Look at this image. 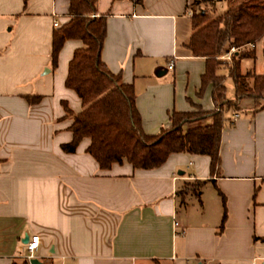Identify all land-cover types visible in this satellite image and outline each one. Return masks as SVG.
<instances>
[{
  "label": "crops",
  "instance_id": "crops-1",
  "mask_svg": "<svg viewBox=\"0 0 264 264\" xmlns=\"http://www.w3.org/2000/svg\"><path fill=\"white\" fill-rule=\"evenodd\" d=\"M191 1L96 0L101 62L133 86L146 135L169 128L173 111L214 109L211 85L198 95L205 59L185 47ZM68 9V0H0V264L22 262L32 236L40 264H264V107L243 99L228 114L213 173L209 157L188 153L149 170L126 161L101 170L89 139L66 154L73 121L63 103L74 114L82 106L65 79L83 45L66 41L55 69L51 51ZM254 48L241 73L264 75L262 44ZM198 181V196L182 193Z\"/></svg>",
  "mask_w": 264,
  "mask_h": 264
},
{
  "label": "trees",
  "instance_id": "trees-1",
  "mask_svg": "<svg viewBox=\"0 0 264 264\" xmlns=\"http://www.w3.org/2000/svg\"><path fill=\"white\" fill-rule=\"evenodd\" d=\"M68 1L70 19L53 31L51 65L53 69L57 67L66 41L82 43V48L73 53L65 79V87L79 98L82 110L74 114L63 103L66 116L73 122L72 140L61 145L62 152L73 154L83 139H89L86 152L101 170L124 161L133 169L149 170L162 166L171 154L188 153L209 157L211 172L217 171L221 133L232 125L228 114L239 111L243 99L252 100L256 110L264 107V75L241 73V61L255 58L256 44H262L264 57V0H225L226 10L214 18L204 13L192 16V35L185 47L192 57L205 59L198 95L211 85L214 109L173 111L169 114L170 127L157 135L142 131L133 86L123 84L120 76L110 73L101 62L106 20L104 16L96 17V0ZM231 48L235 49L231 61L220 60ZM222 66L226 74H218ZM227 77L234 86L233 100L226 98ZM39 100L40 97L27 98L30 104ZM206 119H211V123L186 128ZM203 184L198 181L188 185L182 193L198 196ZM225 218L224 211L219 232L223 230ZM13 264L29 263L24 259Z\"/></svg>",
  "mask_w": 264,
  "mask_h": 264
},
{
  "label": "rangeland",
  "instance_id": "rangeland-1",
  "mask_svg": "<svg viewBox=\"0 0 264 264\" xmlns=\"http://www.w3.org/2000/svg\"><path fill=\"white\" fill-rule=\"evenodd\" d=\"M192 0L190 3V9L195 11V15L204 13L209 18H214L222 14L226 10V4L224 0ZM215 2V3H214ZM251 49V48H250ZM223 69H226L223 67ZM230 95L234 96V87L231 80H226V97Z\"/></svg>",
  "mask_w": 264,
  "mask_h": 264
},
{
  "label": "built area",
  "instance_id": "built-area-1",
  "mask_svg": "<svg viewBox=\"0 0 264 264\" xmlns=\"http://www.w3.org/2000/svg\"><path fill=\"white\" fill-rule=\"evenodd\" d=\"M189 15L192 17L195 15V11L193 9H190L189 10ZM53 26L54 28H58L60 25L57 21H54L53 23ZM250 48H253V45H250ZM235 52V49L234 48H231L230 51L225 54L224 56H222L220 58V60H224V61H227V62H230L231 61V55ZM173 67V63L171 62L169 64V68H172ZM39 244H40V240H39V237L38 236H32L29 241L24 245V249H25V252H26V255H25V259L28 261L31 260V259H34V256H35V253L36 251L38 250V247H39Z\"/></svg>",
  "mask_w": 264,
  "mask_h": 264
},
{
  "label": "water",
  "instance_id": "water-1",
  "mask_svg": "<svg viewBox=\"0 0 264 264\" xmlns=\"http://www.w3.org/2000/svg\"><path fill=\"white\" fill-rule=\"evenodd\" d=\"M29 241V239L28 238H25V240H24V244H26L27 242ZM29 264H40L39 262H38V260L37 259H31L30 261H29Z\"/></svg>",
  "mask_w": 264,
  "mask_h": 264
}]
</instances>
